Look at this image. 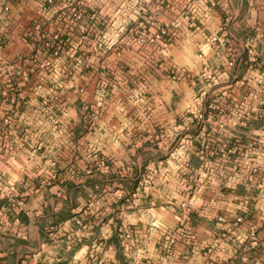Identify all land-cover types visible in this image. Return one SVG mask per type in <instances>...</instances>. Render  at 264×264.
Here are the masks:
<instances>
[{"label": "rangeland", "instance_id": "1", "mask_svg": "<svg viewBox=\"0 0 264 264\" xmlns=\"http://www.w3.org/2000/svg\"><path fill=\"white\" fill-rule=\"evenodd\" d=\"M50 1L47 4L53 5ZM207 7V0H56L60 10L45 14L44 25L34 29L33 42L42 46L27 62L34 73L38 70L34 77L39 92L33 93L36 107L31 118L40 125H21L18 133L23 139L31 135L39 142L34 146L50 152L51 158L41 159V165L68 169L0 174V202L6 204L0 212L4 234L27 239L26 227L12 218L23 207L24 183L29 186L38 179L47 188L70 182L73 203L94 205L98 177L108 176L100 173L116 167L126 172L133 163L139 169L130 179L137 189L155 190L170 199L165 206L173 208L172 189L165 185L170 182L173 187L174 181L183 179V159L177 152L190 147H195V176L188 173L177 203L178 215H188L183 227L192 212L194 188L195 205L213 197L217 205L222 199V192L207 190L212 184L201 177L205 172L210 181L246 180L257 187L262 201L256 213L259 226L264 225V75L247 79V86L242 82L231 86L225 76L212 73L222 59L208 61L202 47L195 50V29ZM261 30L262 26L252 31L255 43L264 41ZM208 38L218 49L225 47L220 36ZM228 49L227 67L233 65ZM195 56L200 59L193 94H175L176 85L186 78L184 72L195 73ZM181 101L195 103V110L176 117H195V146H181L185 139L176 122L161 120L165 102L174 107ZM133 148L135 158L130 156ZM128 176L117 174L122 188ZM120 199L128 200L122 194Z\"/></svg>", "mask_w": 264, "mask_h": 264}, {"label": "crops", "instance_id": "2", "mask_svg": "<svg viewBox=\"0 0 264 264\" xmlns=\"http://www.w3.org/2000/svg\"><path fill=\"white\" fill-rule=\"evenodd\" d=\"M46 1L11 0L9 12L0 17V174L68 169L66 165L61 169L43 162L41 165V159L51 158L50 152L44 153L34 146L39 142L31 135L23 139L18 133L21 125H40L31 118L36 107L33 93L39 92L34 77L38 70L34 73L27 62L42 46L33 42L32 36L37 34L34 29L44 25L45 14L50 16L60 10L56 8V0H52L53 5ZM207 1L205 17L195 29V50L202 47L208 61L214 57L222 59L221 65L213 67V74L225 76L231 86L235 82L247 86V79L264 75V41L251 40L252 31L264 27V0ZM223 17L228 19L225 25ZM210 36H220L225 47L218 49L211 45ZM229 47L233 65L227 67L229 58L225 53ZM198 58L195 56V73L184 72L186 78L176 85L175 94L183 97L193 94ZM243 90L244 87L240 88ZM162 110V122H176L180 129L178 134L185 139L181 146H195V119L176 118L184 110H195V103L186 105L181 101L173 107L165 102ZM135 152L133 148L132 158ZM177 153L183 159V179L174 181L173 187L170 182L165 185L172 189L169 196L174 199L175 208L166 207L170 199L165 200L167 197L155 190L137 189L130 179V174L139 169L135 163L126 172L116 167L100 173L108 176L98 177L94 205L88 204L89 201L73 203L70 182H64L62 187L55 185L58 182L51 183L47 188L38 179L29 186V182L24 183L27 187L22 189L23 207L12 218L26 227L27 239L19 240L0 230V264H264V225L259 226L261 219L256 213L262 197L258 196L257 187L246 180L210 181L205 172L201 177L209 182L208 186L212 184L207 190L215 195L216 190L222 192V199H217V205L213 204L215 197L195 205L194 188L192 212L184 228L177 203L184 195L188 173L195 176V147ZM198 171L201 173L200 168ZM121 173L129 174L125 188L117 177ZM206 184L204 187H208ZM121 194L128 200H121ZM5 206L1 201L0 212ZM237 218L241 219L239 224ZM167 239L174 240L173 246H167Z\"/></svg>", "mask_w": 264, "mask_h": 264}, {"label": "built area", "instance_id": "3", "mask_svg": "<svg viewBox=\"0 0 264 264\" xmlns=\"http://www.w3.org/2000/svg\"><path fill=\"white\" fill-rule=\"evenodd\" d=\"M10 2H11V0H0V17L6 15L9 12L8 4ZM47 3L51 4V1L49 0V1H47ZM262 29L263 30H261V37H264V28H262ZM193 119H195V117H193ZM188 213H189V211H188ZM187 216L188 215L182 214L180 218H181L182 221H184ZM219 221H221V220L219 219ZM240 222H241V219L237 218L236 219V224H239ZM167 241L169 243V247L173 246V244H174V240L173 239H170V240L167 239Z\"/></svg>", "mask_w": 264, "mask_h": 264}]
</instances>
